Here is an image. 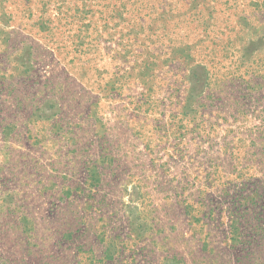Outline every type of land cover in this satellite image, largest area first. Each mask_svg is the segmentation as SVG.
<instances>
[{"label":"rangeland","instance_id":"1","mask_svg":"<svg viewBox=\"0 0 264 264\" xmlns=\"http://www.w3.org/2000/svg\"><path fill=\"white\" fill-rule=\"evenodd\" d=\"M0 264H264V0H0Z\"/></svg>","mask_w":264,"mask_h":264}]
</instances>
